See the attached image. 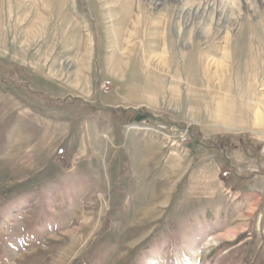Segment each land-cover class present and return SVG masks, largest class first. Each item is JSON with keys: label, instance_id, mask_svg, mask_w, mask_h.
Listing matches in <instances>:
<instances>
[{"label": "rangeland", "instance_id": "1", "mask_svg": "<svg viewBox=\"0 0 264 264\" xmlns=\"http://www.w3.org/2000/svg\"><path fill=\"white\" fill-rule=\"evenodd\" d=\"M0 264H264V0H0Z\"/></svg>", "mask_w": 264, "mask_h": 264}, {"label": "bare ground", "instance_id": "2", "mask_svg": "<svg viewBox=\"0 0 264 264\" xmlns=\"http://www.w3.org/2000/svg\"><path fill=\"white\" fill-rule=\"evenodd\" d=\"M231 122V121H230Z\"/></svg>", "mask_w": 264, "mask_h": 264}, {"label": "crops", "instance_id": "3", "mask_svg": "<svg viewBox=\"0 0 264 264\" xmlns=\"http://www.w3.org/2000/svg\"><path fill=\"white\" fill-rule=\"evenodd\" d=\"M122 150V149H121Z\"/></svg>", "mask_w": 264, "mask_h": 264}]
</instances>
